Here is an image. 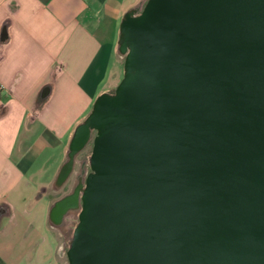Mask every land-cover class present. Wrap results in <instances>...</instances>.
<instances>
[{
  "label": "water",
  "instance_id": "1",
  "mask_svg": "<svg viewBox=\"0 0 264 264\" xmlns=\"http://www.w3.org/2000/svg\"><path fill=\"white\" fill-rule=\"evenodd\" d=\"M117 52L52 184L91 146L49 209L69 264H264V0H141Z\"/></svg>",
  "mask_w": 264,
  "mask_h": 264
},
{
  "label": "crops",
  "instance_id": "2",
  "mask_svg": "<svg viewBox=\"0 0 264 264\" xmlns=\"http://www.w3.org/2000/svg\"><path fill=\"white\" fill-rule=\"evenodd\" d=\"M140 1L0 0V264H62L43 195L123 78L120 23Z\"/></svg>",
  "mask_w": 264,
  "mask_h": 264
},
{
  "label": "rangeland",
  "instance_id": "3",
  "mask_svg": "<svg viewBox=\"0 0 264 264\" xmlns=\"http://www.w3.org/2000/svg\"><path fill=\"white\" fill-rule=\"evenodd\" d=\"M90 150H91V146H89L80 155L74 175L71 177V179L68 181V183L61 190H59V191L49 190L45 195H43V197H47L49 204H51L57 198L68 193L72 189V186H73V183L75 180V176L80 171L82 161L84 159H86ZM68 223H70L69 219H68ZM70 226H72V225H70ZM54 231H56V235L58 237V241H57L58 242V249H59V255H60L61 260H62V264H69V260H68V256H67V239L65 237V234L62 233L61 231H59L58 229H56V230L54 229Z\"/></svg>",
  "mask_w": 264,
  "mask_h": 264
},
{
  "label": "flooded vegetation",
  "instance_id": "4",
  "mask_svg": "<svg viewBox=\"0 0 264 264\" xmlns=\"http://www.w3.org/2000/svg\"><path fill=\"white\" fill-rule=\"evenodd\" d=\"M59 230V229H58ZM60 231V230H59Z\"/></svg>",
  "mask_w": 264,
  "mask_h": 264
},
{
  "label": "built area",
  "instance_id": "5",
  "mask_svg": "<svg viewBox=\"0 0 264 264\" xmlns=\"http://www.w3.org/2000/svg\"><path fill=\"white\" fill-rule=\"evenodd\" d=\"M1 90V89H0Z\"/></svg>",
  "mask_w": 264,
  "mask_h": 264
}]
</instances>
